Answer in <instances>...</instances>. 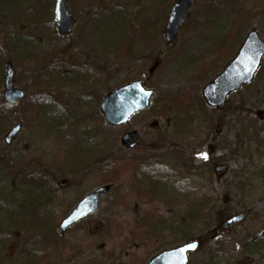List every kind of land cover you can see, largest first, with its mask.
Instances as JSON below:
<instances>
[{
    "label": "rangeland",
    "instance_id": "1",
    "mask_svg": "<svg viewBox=\"0 0 264 264\" xmlns=\"http://www.w3.org/2000/svg\"><path fill=\"white\" fill-rule=\"evenodd\" d=\"M54 1L15 0L12 9L6 10L9 1L0 0V40H7L0 43V164L7 167L0 165L4 170L0 171V246L5 247L0 264H24L25 243L36 234L35 230L27 233L15 220L22 215L20 205L30 195L28 189L34 187L25 175L38 172L37 186L49 181L58 199L53 208L64 217L85 195L115 181L104 164L112 166L119 160L127 167L121 181L113 182L96 213L65 236L55 230L53 251L57 252L47 264H148L160 252L191 240H200V246L190 255L189 264H264V59L254 81L229 95L221 109L206 106L201 92L211 79L198 78L239 20L243 26L232 43V57L248 32L255 30L264 40V0H192L171 47L166 46L162 32L175 0H166L167 4L165 0L88 4L66 0L70 15L77 19L67 38L58 36L51 19ZM13 13L17 21L8 19ZM101 49L106 53L101 54ZM37 55L47 56L49 70L38 67ZM7 60L13 64L14 86L26 94L14 107L2 101ZM59 65L71 72L66 80H60ZM79 65L80 72L87 74L85 86L78 85L80 76L73 70ZM135 79L155 91L149 108L126 126H107L98 111L99 100ZM43 85L50 86L46 91L51 98ZM40 92L38 96L49 98L48 104L64 117L49 105L44 111L30 110L31 100ZM170 98L177 102L183 98L188 109L180 113L179 124L175 116L180 111ZM154 109L161 110L162 118ZM62 121L72 125L60 135L57 129ZM17 122L23 128L5 146L2 135ZM79 127L88 130L84 140L95 152L88 164L67 166ZM131 130L139 133L140 146L128 151L120 139ZM160 134L161 139L165 136L162 144ZM83 151H90L89 146L76 143L71 153ZM150 161H156L159 177L168 176L165 188L152 197L143 187L144 178L151 174L141 175ZM216 166L226 168L217 173ZM195 204L203 207L201 218L206 221L196 218L191 224ZM178 213L174 223L182 227L171 233L168 218ZM239 214L245 219L223 230L224 221ZM157 223L158 230L164 231L160 236L148 230L149 224ZM186 232L188 238L183 239ZM34 245L43 256L41 246Z\"/></svg>",
    "mask_w": 264,
    "mask_h": 264
},
{
    "label": "water",
    "instance_id": "2",
    "mask_svg": "<svg viewBox=\"0 0 264 264\" xmlns=\"http://www.w3.org/2000/svg\"><path fill=\"white\" fill-rule=\"evenodd\" d=\"M66 0H57L55 4V25L61 36L69 35L73 30L74 20L69 15ZM191 5V0H178L170 10L164 34L167 44L170 46L174 41L177 30L182 21L185 19L188 9ZM242 47L239 53L231 60L230 64L221 72V74L206 85L203 90V97L210 108H220L225 102L227 95L238 91L244 84L251 82L255 72L261 65V60L264 58V40H261L257 32H250L243 40ZM6 77L4 80L3 100L4 102L15 105L17 102L24 99L25 94L17 89H14L12 81L14 73L11 63L7 66ZM152 95L151 91L144 92L140 87V83H135L113 91L104 97L100 107V112L104 115L106 122L112 126L124 124L125 121L136 111L147 108L149 98ZM21 124H17L4 137V141L10 144L21 130ZM136 134H127L122 139V144L125 147L132 148L135 146ZM224 168H217L216 171H222ZM109 189L99 188L95 192L87 195L80 202L72 213L62 222L59 233L64 234L67 228L75 225V223L83 218H86L91 212L97 208L98 199L101 198ZM244 219V215L230 219L223 227L228 229L233 225L238 224ZM191 245V247H189ZM198 247V242L185 244L175 248V250L164 251L150 261V264H187V255L189 252H195ZM184 248V253L178 254L177 249Z\"/></svg>",
    "mask_w": 264,
    "mask_h": 264
},
{
    "label": "trees",
    "instance_id": "3",
    "mask_svg": "<svg viewBox=\"0 0 264 264\" xmlns=\"http://www.w3.org/2000/svg\"><path fill=\"white\" fill-rule=\"evenodd\" d=\"M7 1H9V3L5 7L6 10L12 9L13 3H15V0H7ZM10 2H11V6H10ZM89 3H91V2H89ZM89 7L90 6L88 5L87 8H89ZM8 19H11V21L12 20L17 21L18 18H17V15L13 13L11 17H8ZM26 22H28V21H26ZM240 25H241V21L239 20V22H236L234 27H232L230 29V34L222 39L221 42H223L224 45L218 50V53H219L218 58L216 60L212 61L209 65L205 66L201 70L200 77H198V78L202 77L205 79H211L212 76H215L219 71H221V69L225 65V62L231 56V53H232L231 51L233 49L232 43L235 42L234 40H236L238 38L239 32L241 31ZM0 48H1V46H0ZM37 61H38L37 65L39 68L44 67L45 71L50 69L49 67H47L48 60H47L46 55L44 56V58H40V56L37 55ZM73 70L77 71V70H79V68H77V69L73 68ZM50 78L54 79L55 77L52 75V76H50ZM201 81H202V79H201ZM44 86L47 89L50 87L49 85L48 86L43 85V87ZM180 100L181 99H179V101ZM182 106H183V104H182ZM74 145H73V147H74ZM71 148H72V146H71ZM88 152L89 151H87L86 153H84V151H83V153L80 152L78 154L75 152H74L75 154L72 153V155L70 156L71 159L68 162L67 166H69V164H70V166L71 165L72 166L73 165L79 166L80 164H83V165L88 164V162L90 160V157H88ZM82 158H85L84 163H82ZM62 168H64V167H62ZM36 173H38V172H36ZM36 173L31 172L30 174L25 175V179L34 187H30L28 189L30 192V195L20 205L22 215L20 217L18 216V218H15L17 223H19L18 225H22L25 229H27V233L32 231V230L36 231V234L33 237V239L29 240L27 242V244L25 243V245L28 248L27 249L25 248L24 254L28 258L25 260L24 264H47L51 259L54 258V256H53V255H55L54 253L57 252V249L55 251H53L54 247L55 246L57 247V245H56V234H55V228H56L57 224L55 223L56 219L52 217V212L54 211L53 207H55L54 203L56 204V203H58V201H56V199H55L56 197L53 194V191L50 190L49 184L47 182H42L41 186H37L38 181H37V178L35 175ZM205 201L208 202L206 197H205ZM190 207L192 208L193 205H191ZM39 211H41L42 215H41V213H39ZM45 211H47V212L45 213ZM202 212H203V207L201 205L195 204L192 212L190 213V217H191L190 223L192 224L196 218H201ZM179 216H180V214L178 213V214H173L170 218H168V221L170 222L168 224L169 232L174 233L182 227V226L174 223V221L179 219ZM201 220L206 221V219H204V218H201ZM157 225L158 224H156L155 226H153V225L151 226V224H149L148 230H149V233L154 232L155 234L160 236L163 234L164 231L160 232L158 230ZM163 225H165V222L162 224V226ZM186 227H188L187 224H186ZM182 232L184 233V231H182ZM182 238L187 239L188 238V232L183 234ZM34 244H38V246H41V249L43 250V254H41V255H43V256H40L38 254L39 249H37L36 248L37 246ZM2 249H4V248L1 247L0 251ZM36 253L38 254L37 256H36ZM33 257H34V259H33Z\"/></svg>",
    "mask_w": 264,
    "mask_h": 264
},
{
    "label": "snow or ice",
    "instance_id": "4",
    "mask_svg": "<svg viewBox=\"0 0 264 264\" xmlns=\"http://www.w3.org/2000/svg\"><path fill=\"white\" fill-rule=\"evenodd\" d=\"M189 247H191V245H189ZM176 251H177L178 254L182 255L184 253L185 249L184 248H180V249H177Z\"/></svg>",
    "mask_w": 264,
    "mask_h": 264
}]
</instances>
